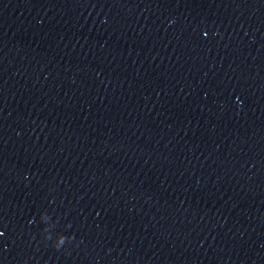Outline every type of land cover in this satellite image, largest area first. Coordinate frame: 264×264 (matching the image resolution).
Returning a JSON list of instances; mask_svg holds the SVG:
<instances>
[{
  "label": "water",
  "instance_id": "obj_1",
  "mask_svg": "<svg viewBox=\"0 0 264 264\" xmlns=\"http://www.w3.org/2000/svg\"><path fill=\"white\" fill-rule=\"evenodd\" d=\"M0 232L38 264H264V0H0Z\"/></svg>",
  "mask_w": 264,
  "mask_h": 264
},
{
  "label": "clouds",
  "instance_id": "obj_2",
  "mask_svg": "<svg viewBox=\"0 0 264 264\" xmlns=\"http://www.w3.org/2000/svg\"><path fill=\"white\" fill-rule=\"evenodd\" d=\"M66 238L65 237H63V236H61V237H58V239H57V242H56V244H55V246L57 247V248H59L63 243H64V240H65Z\"/></svg>",
  "mask_w": 264,
  "mask_h": 264
},
{
  "label": "snow or ice",
  "instance_id": "obj_3",
  "mask_svg": "<svg viewBox=\"0 0 264 264\" xmlns=\"http://www.w3.org/2000/svg\"><path fill=\"white\" fill-rule=\"evenodd\" d=\"M205 35H207V33H205ZM0 235H3V233H2V232H0Z\"/></svg>",
  "mask_w": 264,
  "mask_h": 264
}]
</instances>
